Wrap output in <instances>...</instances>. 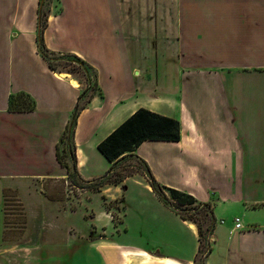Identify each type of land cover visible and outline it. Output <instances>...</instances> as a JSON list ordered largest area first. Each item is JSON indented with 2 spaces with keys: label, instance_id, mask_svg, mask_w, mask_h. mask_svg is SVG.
<instances>
[{
  "label": "crops",
  "instance_id": "0c3cea01",
  "mask_svg": "<svg viewBox=\"0 0 264 264\" xmlns=\"http://www.w3.org/2000/svg\"><path fill=\"white\" fill-rule=\"evenodd\" d=\"M43 2L0 0V264H195L196 224L141 174L102 188L109 203L130 182L146 191L132 202L123 197L117 224L104 205L89 224L87 211L67 210L89 193L59 196L72 178L58 154L82 89L39 51ZM49 7L44 47L82 59L102 93L74 128L79 181L121 169L125 158L110 163L98 145L136 111L172 118L179 141H145L126 157L160 186L211 206L216 226L205 264H264V0H51ZM11 198L39 240H6Z\"/></svg>",
  "mask_w": 264,
  "mask_h": 264
},
{
  "label": "trees",
  "instance_id": "16d2710c",
  "mask_svg": "<svg viewBox=\"0 0 264 264\" xmlns=\"http://www.w3.org/2000/svg\"><path fill=\"white\" fill-rule=\"evenodd\" d=\"M47 26V22L45 27ZM44 27V28H45ZM43 28V29H44ZM42 29V30H43ZM42 45V49L39 47L40 53H42L44 59L48 62L50 68L56 71L55 66L52 64L51 60L48 58L46 54L55 55V53H51L44 47L42 42V37L39 39L38 44ZM64 57L72 58L71 64L74 66H79L80 68H85L86 63L76 57L71 55H62ZM89 67V66H88ZM86 93V91H85ZM99 95L102 96V93L99 92ZM82 96L80 98L81 102ZM92 99V98H91ZM91 99L88 101L87 105L84 107H80V102L78 103L76 110L74 112V117L72 122L68 126L64 137L62 139V143L65 145L64 151L66 152V157L70 155L72 160V165L69 162H64L60 153L58 154L59 160L64 167L68 169L70 178L78 177L77 172V158L75 147L72 142L74 128L76 126V121L81 113L88 104L91 102ZM72 124V125H71ZM180 140V124L178 121L159 115L150 110L141 108L136 111L132 116H130L124 123H122L116 130H114L105 140H103L98 145V150L100 153L113 164L118 163L121 159L126 158L127 155L132 154L136 151V149L145 141H179ZM69 145H67L68 143ZM71 147L70 154L67 153L68 147ZM147 169V168H146ZM115 168H112L107 175L96 183L95 187L90 188L94 192H99L106 185H120L128 176L117 175L116 178H111L113 174H116ZM147 172L150 176V186L156 195L164 201L170 207L173 206V209L181 216L182 219L191 221L196 224L200 237V248L199 253L196 256L195 264H205L206 257L210 254L212 250V245L209 240V236L212 234L215 226L216 219L212 213L211 206L208 204H203L198 202L193 196L182 193L180 191L170 189L167 187L160 186L150 171L147 169ZM142 175V174H141ZM158 186L161 187L164 191L169 193L171 199L168 201L164 196H162L158 191ZM124 200V198H122ZM208 209V215L210 219V223L206 228H204L196 218H194L193 211H197L198 209Z\"/></svg>",
  "mask_w": 264,
  "mask_h": 264
},
{
  "label": "rangeland",
  "instance_id": "374dc122",
  "mask_svg": "<svg viewBox=\"0 0 264 264\" xmlns=\"http://www.w3.org/2000/svg\"><path fill=\"white\" fill-rule=\"evenodd\" d=\"M51 0H44L43 6L40 10V16H39V39H41V32L42 29L45 27L48 16L51 12L49 7V2ZM60 11V7H56V12ZM39 47L42 49L41 42L39 44ZM48 58L51 60L52 64L56 68V72L60 74H64L67 77L73 78L78 84L79 87H81V95L82 99L80 102V107H84L87 105L88 101L93 98L94 96L99 95V89L96 84L95 79V72L90 67L85 66V68H80L79 66H74V64H71L72 58L64 57L59 54L50 55L46 54ZM177 80L174 73L171 74V81ZM86 91V93H85ZM72 125V124H71ZM68 143V142H67ZM68 143L67 145H69ZM65 145L62 144L60 146V156L62 157V160L64 162H69L72 164V160L70 158V155L66 157V152L64 151ZM71 147L69 146L67 149V153L70 154ZM134 174H142L149 182H150V176L147 172V169L143 163H141L138 159L135 157H126L124 159V164L121 167V169L116 171V174H113L111 178H116L117 175L121 176H128V175H134ZM97 185L96 183L91 184H84L79 181L78 177L72 178L70 181V184L65 187L66 190L60 192L59 196H63V198H66L68 196H72L75 194L76 196H79L80 193H83L84 190L88 191L89 193L81 199L80 203L71 204V206L67 210H74L77 211L78 209L82 212H86V217L84 218L85 224H89L88 220L94 216V214H97L100 212L101 207L104 205L105 210H107L109 213H112V217L114 222L117 224L120 222L121 217L117 212L122 213L123 212V206L122 201L123 197L125 196V200L129 202H132L136 196L141 195L142 193H145L146 191L141 188L140 186L133 184L130 182L125 187H121L120 193L112 190L111 194L112 196L117 195V200L115 202H108L107 197L101 195L102 192H94L90 188L95 187ZM127 187V190H126ZM83 189V190H82ZM159 193L164 196L168 201H170L171 197L169 193L164 191L161 187L158 186ZM48 196L50 198H54V195L51 194L49 191H47ZM125 201L126 210L128 209L127 204ZM61 203V202H60ZM104 203V204H103ZM62 204V203H61ZM173 208V206H172ZM208 209H198L197 211H193L192 214H194V218L198 220V222L206 228L208 224L210 223ZM63 210L60 208V213L62 214ZM78 217H75L77 219ZM59 223L60 225L65 224V218H62V215L59 216ZM5 224H6V234L5 238L6 240H11L15 242L23 241V240H36L39 235L37 232V229L35 227V224L33 221H29L26 211L24 207L15 202L12 201V198L9 202L6 203L5 207ZM102 230V229H101ZM103 235H106V233H101ZM113 234L117 235V232H113ZM111 236V234H109Z\"/></svg>",
  "mask_w": 264,
  "mask_h": 264
}]
</instances>
